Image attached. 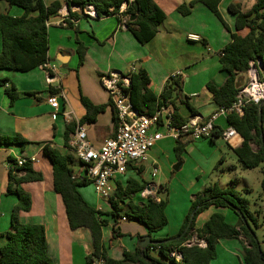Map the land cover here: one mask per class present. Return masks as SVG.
<instances>
[{
	"label": "crops",
	"instance_id": "crops-1",
	"mask_svg": "<svg viewBox=\"0 0 264 264\" xmlns=\"http://www.w3.org/2000/svg\"><path fill=\"white\" fill-rule=\"evenodd\" d=\"M154 1L164 11L166 19L159 26L155 38L143 45L128 29L121 28L118 15L93 19L77 11L74 8L75 4L68 5L66 0H43L47 7L56 2L61 4L58 14L48 20L50 23L48 63L58 73L48 74L44 67H38L26 73L0 69V80L7 81L0 84V133L6 136H19L28 141L24 148L18 145L0 146V247L7 242L5 234L12 231L11 216L18 204L16 190H23L31 195L32 209L30 212H22L20 220L24 224H41L46 227L49 255L55 264H103L102 261L92 263L86 261V256L93 251L91 233L86 228L70 229L62 199L54 191L52 165L43 153V149L46 145H50L62 154H68L70 151L65 144L68 124L62 113L55 112L48 103L51 89L64 94V111L72 112L74 118L79 121L86 113L80 101L81 96L88 98L94 105L108 104L105 111L98 115L95 123H86L89 139L96 147H100L106 138L114 134L116 129L114 122L116 110L109 105V95L100 82L101 76L110 71L129 74L132 71L138 73L140 70H145L151 80L150 90L156 96H160L167 86H171L173 98L168 105L162 108L163 116L177 109L187 121L194 115L208 119L220 109L208 91L207 84L213 83L220 87L228 78V74L222 70L219 54L232 42V35L235 33L236 16L229 11V6L236 4L240 6L241 11L248 12L257 0L221 1L219 11L229 30L204 4L192 5L196 0ZM180 7L188 9L189 14L180 13ZM66 12L75 13L79 18L76 24L67 28L60 27L58 22L61 15ZM0 13L11 17H21L24 15V10L0 1ZM192 34L199 35L201 42L188 41V36ZM80 43L86 49L85 62L82 66H79ZM200 44L206 50L200 47ZM2 46L3 41L0 34V54ZM178 72L181 75L176 77ZM175 82H178V86ZM247 82L248 73H240L237 79L238 88L242 89ZM7 89H14L18 94L14 103H11ZM216 124L217 128L223 130L227 126L226 118L220 117ZM199 141H194L189 136H182L179 142L184 147V151L181 155L182 160L179 161L175 152L176 141L169 137L165 138L150 151L149 162L142 166H135L136 170H129L124 178V180L133 178L139 182L144 181L147 185L153 183L157 189L155 197L159 201L168 197L169 206L166 208V215L169 222L164 228L166 234L163 229L154 234L152 239H169L179 234L186 219L188 201L192 203L197 193L208 185H213V182L206 184V181H202L203 177L210 179L213 173L209 174L201 167L206 166L211 169L214 161H221V163L226 161V156L221 150L219 154L213 153V157L208 158L210 153H207L208 145L205 141L210 142L209 146H212L215 140ZM242 142L241 138L234 140L237 147ZM228 147L233 153V149L237 148L230 144ZM254 149H256L255 146ZM32 157L38 162L29 164L35 172L42 175V181L20 185L11 182L12 192H9L8 163H16L18 159ZM207 162L210 164L207 165ZM76 164H78L77 159ZM148 167L152 169V175L157 169L155 177L152 176L158 179L157 182L146 181L144 176ZM190 167L193 173L188 171ZM19 169L15 166L14 171ZM137 169H141L140 174ZM22 175H25L24 171L19 173V176ZM189 176L191 178L187 179ZM173 186H177L184 192L185 202L182 212L184 214L174 228L171 227L169 212L172 206L170 189ZM86 187L80 189L85 199L87 190L84 188ZM92 190L94 191L93 187ZM137 199L133 197L136 204L140 203ZM90 201L87 200L95 209L101 208L103 213L111 212L109 202L102 200L104 204H101L98 197L95 204ZM211 208L212 214L227 210V208ZM126 211L127 208L124 207L121 213L122 218L117 224L119 234H114L113 218L103 216L109 221L108 225L103 228V243L108 255L116 260L123 258L124 251L134 252L140 238L149 236L148 228L135 220H130L125 215ZM176 214H179L178 210ZM202 214L196 221V228L202 227L212 215L203 218ZM124 217L127 221L122 220ZM225 218L233 225L238 222V217L234 213L230 219ZM120 223L126 224V227L121 229ZM235 242H238L237 247L239 248L234 247ZM217 248L220 252L214 264H240L243 254L239 250L243 251V247L239 241L224 239L219 242ZM150 254L155 258H160L155 251H151Z\"/></svg>",
	"mask_w": 264,
	"mask_h": 264
},
{
	"label": "trees",
	"instance_id": "trees-1",
	"mask_svg": "<svg viewBox=\"0 0 264 264\" xmlns=\"http://www.w3.org/2000/svg\"><path fill=\"white\" fill-rule=\"evenodd\" d=\"M0 1H5L10 6H17L24 10V15L21 17H11L0 13V34L3 41L0 69L26 73L35 68L44 67L49 61L46 23L52 16L58 14L61 4L56 2L47 7L43 0ZM221 1L196 0L192 5L195 3L204 4L229 30L219 11ZM66 2L68 5L75 4L82 9L91 5L95 8L98 18L118 15L120 26L123 24V18H128L125 23L127 29L143 45L155 38L159 26L166 19V14L154 0H66ZM124 3L127 6L125 11L121 12ZM229 11L236 16L235 33L232 35V42L219 55L222 70L228 74V78L220 87L213 83L207 84V89L219 108H229L236 101L241 90L237 86L238 75L247 72L251 62L260 60L264 67V0H257L248 12L241 11L240 6L236 4H231ZM179 12L183 15L189 14V10L184 7H180ZM133 16H136L135 20H131ZM70 18L77 20L79 17L75 13H70ZM71 25L73 23L70 22L69 26ZM78 54L79 66H82L85 62L86 49L81 43ZM6 82V80H0V84ZM150 84L148 73L145 70H140L138 73L131 74V84L127 93L133 106L139 112L152 116L168 105V102H171L173 91L171 86H167L160 96H156L150 90ZM175 85L178 86V82H175ZM57 93L58 90L51 89V95ZM7 94L11 103H14L18 98L14 89H7ZM80 101L86 111L80 120L81 124L95 123L98 115L103 113L108 106V104L94 105L84 96H81ZM109 105H112L111 101ZM188 106L193 112L192 107L189 104ZM261 108L262 123L259 122ZM170 114L172 115V126L175 128L181 127L187 122V119H184L177 109ZM114 122L116 125L117 115L114 117ZM226 124L234 127L243 139L242 144L233 150L244 170L257 168L264 170V102L259 105L249 103L242 117L236 114L228 115ZM75 128V123H69L66 127L65 144L67 148ZM222 133V129L216 128L208 139L214 141L220 138ZM27 144L28 141L22 137L6 136L0 133V146L18 145L24 148ZM183 151L184 147L179 140H176L175 152L179 161L182 160ZM43 153L51 162L54 191L62 199L70 229L86 228L91 233L93 251L86 256L88 263L102 261L103 264H214L218 256L217 246L221 240L226 239L237 240L242 244L243 255L240 264H264V252L260 243L256 242L255 230L259 226L255 224V228H253L250 223L256 221L249 209L248 201L234 186L224 188L218 184L211 185L196 195L178 236L185 231L191 219H193V223L182 239L164 244H159V242L167 239H152L153 242L158 243L148 246L145 250L138 246L134 252L124 251L121 260L113 259L108 255L103 243V228L109 223L103 216L113 218L114 234H119L117 224L122 218L121 213L124 207H126L125 215L130 220L145 225L149 231L148 235L152 238L154 234L168 225L167 201L157 202L155 199H142L140 193L146 188L147 183L128 178L117 183L115 195L109 200L111 212H100L90 205L80 192L81 188L91 185L90 182L76 181L72 178V166L76 163L75 156L72 153L62 154L50 145L44 147ZM134 167V165H130L129 170H136ZM22 171L25 172V175L19 176ZM137 171L138 174L141 173V169H137ZM42 179V175L35 172L27 163L18 171L9 172V192H12L11 182L20 185L39 182ZM261 187L264 192V178ZM16 194L18 204L11 216L12 231L5 234L7 242L0 247V264H55L49 255L46 227L41 224H24L20 220L22 212H30L32 209L31 195L23 190H16ZM133 197H137L140 203L136 204ZM211 207L232 210L238 217V222L235 225L230 224L225 216L216 212L202 227L196 228L198 217ZM191 233H195L200 239H205L208 246L204 249L182 247ZM142 239L143 237L140 238V241ZM174 249H180L182 252L180 262L169 256ZM151 251H158L160 258L153 257L150 254Z\"/></svg>",
	"mask_w": 264,
	"mask_h": 264
},
{
	"label": "built area",
	"instance_id": "built-area-1",
	"mask_svg": "<svg viewBox=\"0 0 264 264\" xmlns=\"http://www.w3.org/2000/svg\"><path fill=\"white\" fill-rule=\"evenodd\" d=\"M126 6L127 4L124 3L121 12L125 11ZM74 8L86 17L98 19L96 10L91 5L86 6L84 9L77 5ZM127 20L128 18H123L121 28L127 29L125 25ZM70 22L76 24L77 21L70 18V13L66 12L61 15L58 25L67 28ZM46 25L49 27L50 23L47 21ZM187 39L190 42H201L199 35L192 34ZM44 69L48 74L58 73L48 62L44 65ZM133 73L135 72L124 74L118 71H110L100 78L101 85L108 93L117 115L114 134L106 138L100 147L94 146L89 139L87 125L81 124L78 119L74 118L72 112L64 111V94L57 93L50 95L48 98L49 105L55 112L62 113L67 124H76L75 132L71 135L68 143V150L75 156L79 165L78 171L75 170V165L72 166V178L76 181L86 180L90 182L96 196L107 202L114 197L117 183L124 181L129 166L145 165L149 161L150 151L159 141L168 137L176 141L180 140L182 136H189L194 141L208 139L215 132L216 123L220 117L227 119L230 114L242 117L249 103L259 105L264 102V67L262 62L257 60L250 63V68L247 71L248 82L239 91L232 106L218 109L208 119L194 115L183 126L175 128L172 126V115L163 116L162 109L149 116L139 112L133 106L127 93V89L131 84V74ZM180 75L181 73L178 72L175 76ZM221 137L233 147L238 146L234 143L236 138L242 139L232 126L225 127ZM36 162L38 160L34 157L21 158L16 163H8L7 169L10 172L15 169V166L21 168L27 163ZM156 174L157 169L154 170V177ZM156 190V186L150 183L140 193V196L142 199H155L160 202L155 197ZM97 210L102 211L101 208ZM122 220L127 221V218L124 217ZM207 246V241L198 238L195 233H191L190 237L182 244L184 248L199 247L204 249ZM155 252L158 253V251ZM169 256L178 262L182 260L180 249H174Z\"/></svg>",
	"mask_w": 264,
	"mask_h": 264
},
{
	"label": "rangeland",
	"instance_id": "rangeland-1",
	"mask_svg": "<svg viewBox=\"0 0 264 264\" xmlns=\"http://www.w3.org/2000/svg\"><path fill=\"white\" fill-rule=\"evenodd\" d=\"M191 47L193 48L194 46H191ZM200 47L205 49V47L201 44H200ZM179 52L181 53V51H179ZM185 53H187V51H185ZM180 58H181V56H180ZM209 143L210 142L205 141V144L208 145V152L207 153L208 154L210 153L209 156L207 155L208 158L213 157V153L219 154V150H221L226 156V161H225V163H220L219 161H214L213 162L214 166L211 169H208L209 167H206V166L201 167L202 170L208 171L209 174L213 173L212 176L210 177V179L203 177L204 179L202 181H206L207 182L206 184H211L213 182V185L215 183V184H218L219 186L224 187V188L234 186L235 189L241 194V196L248 201L249 209L253 213V217L256 221V222L253 221L250 223H251L253 228H255V224L259 226L255 230V232L257 234V240L260 243L262 250L264 252V192H263L262 187H261V182L264 178V170L261 168H257L254 170H244L242 168V166L240 165V163L238 162V159L235 156V154L228 147L229 144H227V142H225L222 138L215 139V144L212 146H209L210 145ZM177 164H179V163H177ZM209 164L210 163L207 162V165H209ZM74 167H75V170L78 171L79 165L76 164ZM191 168L192 167H190V169H188V171H191V173H193V170ZM152 176H153L152 175V169L148 167L147 171L145 173V176H144L146 181L157 182L158 179L154 178ZM190 178H191L190 176L187 177V179H190ZM195 179H197V177H195ZM209 186H211V185H208V187ZM85 189L87 190L86 199L88 200V202L91 199L92 201H90V202H92V204H95L97 196L94 193V191L92 190V185L87 186L86 188H84V190ZM183 196H184V192L181 191V189H179L177 186L171 187L170 197H171V201H172V206L170 207L169 212H170V220H171V225H172L171 227H173V228L177 226V221L180 219V217H182V214H184V213H182L184 211V206H185ZM164 200L167 201V207H168L169 206L168 197L166 196L164 198ZM100 203L104 204V202L102 200L100 201ZM191 205H192V203L190 201H188V203H187L188 210L185 213L186 217L188 216V214L190 212ZM177 210H178L179 214H176ZM212 212H213V210L211 208V209L205 211L201 217L208 218V216L210 214H212ZM220 214H222L223 216H225L229 219L233 216V212L230 209L222 210L220 212ZM107 217H109V216H107ZM167 218H168V216H167ZM202 220H204V219H202ZM168 222H169V219H168ZM123 227H126V224L120 223V228L122 229ZM163 231L166 234V229H164ZM176 236H178V235H176ZM176 236H174V237H176ZM174 237H171V238H174ZM237 244H238V242H235L234 243L235 246L234 245L233 246L237 247ZM237 248H239V247H237ZM218 252H220L219 249H218ZM239 252L240 253L242 252V254H243V251L239 250Z\"/></svg>",
	"mask_w": 264,
	"mask_h": 264
},
{
	"label": "water",
	"instance_id": "water-1",
	"mask_svg": "<svg viewBox=\"0 0 264 264\" xmlns=\"http://www.w3.org/2000/svg\"><path fill=\"white\" fill-rule=\"evenodd\" d=\"M136 19V16H133L131 17V20H135ZM263 115H262V108L260 109V114H259V122L262 123L263 122ZM264 144V142H263ZM193 223V219H191L189 221V224L188 226L186 227L185 231L177 236V237H174V238H170V239H167V240H164V241H161L159 242V244H164V243H169V242H175V241H178L180 239H182L184 237V235L190 230V227ZM256 242L258 243V240H256ZM158 242H153L152 238L150 236H145L143 237V239L138 243V246L142 249V250H145L148 246L150 245H156Z\"/></svg>",
	"mask_w": 264,
	"mask_h": 264
}]
</instances>
